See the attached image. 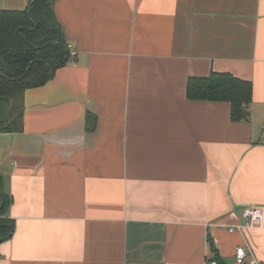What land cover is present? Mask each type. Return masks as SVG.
Wrapping results in <instances>:
<instances>
[{
  "label": "crops",
  "instance_id": "crops-1",
  "mask_svg": "<svg viewBox=\"0 0 264 264\" xmlns=\"http://www.w3.org/2000/svg\"><path fill=\"white\" fill-rule=\"evenodd\" d=\"M30 0H0L22 10ZM70 55L0 132V264L264 261V0H56ZM253 84L245 117L188 80ZM88 115L90 117L88 118Z\"/></svg>",
  "mask_w": 264,
  "mask_h": 264
},
{
  "label": "trees",
  "instance_id": "trees-1",
  "mask_svg": "<svg viewBox=\"0 0 264 264\" xmlns=\"http://www.w3.org/2000/svg\"><path fill=\"white\" fill-rule=\"evenodd\" d=\"M55 1L30 0L22 10L0 9V132L22 129L25 91L46 84L70 57ZM252 90V82L229 72L192 77L187 84L189 98L229 101L235 119L245 117ZM1 181L0 243L14 230L8 214L12 198Z\"/></svg>",
  "mask_w": 264,
  "mask_h": 264
},
{
  "label": "built area",
  "instance_id": "built-area-1",
  "mask_svg": "<svg viewBox=\"0 0 264 264\" xmlns=\"http://www.w3.org/2000/svg\"><path fill=\"white\" fill-rule=\"evenodd\" d=\"M70 55H76L77 51L71 49V46L67 45ZM263 215L264 211L262 208L259 207H251L244 211V217L246 220L245 224H239L236 226L230 227V231H234L235 229H242V228H254L257 226L262 227L263 226ZM250 254L244 248L243 246H239L236 249V261L238 264H264V261H260L257 258H252L251 260H248V257ZM205 264H219L217 260L210 259L205 262Z\"/></svg>",
  "mask_w": 264,
  "mask_h": 264
}]
</instances>
